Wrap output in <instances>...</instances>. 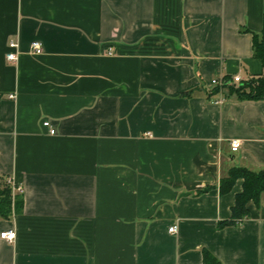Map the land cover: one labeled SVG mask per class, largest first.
I'll list each match as a JSON object with an SVG mask.
<instances>
[{"label": "crops", "instance_id": "0c3cea01", "mask_svg": "<svg viewBox=\"0 0 264 264\" xmlns=\"http://www.w3.org/2000/svg\"><path fill=\"white\" fill-rule=\"evenodd\" d=\"M263 30L264 0H0V180L23 197L0 264H264V195L219 225L243 189L221 179L264 168V100L211 85L263 72Z\"/></svg>", "mask_w": 264, "mask_h": 264}, {"label": "trees", "instance_id": "16d2710c", "mask_svg": "<svg viewBox=\"0 0 264 264\" xmlns=\"http://www.w3.org/2000/svg\"><path fill=\"white\" fill-rule=\"evenodd\" d=\"M253 46L254 56L261 60L263 72L238 84L226 85L227 92L230 95H236L240 100H264V30L261 33L254 32ZM219 89L218 86L215 87V91ZM239 179H243V189L236 196L231 217L221 220L220 227L241 224L249 215V203L254 201L260 204L264 195V168L255 171L246 166L232 167L221 179V192L231 191ZM22 208V194H13L11 186L0 180V217H9L12 212L22 211ZM201 264H222V262L211 251L204 250Z\"/></svg>", "mask_w": 264, "mask_h": 264}, {"label": "built area", "instance_id": "2783aa9c", "mask_svg": "<svg viewBox=\"0 0 264 264\" xmlns=\"http://www.w3.org/2000/svg\"><path fill=\"white\" fill-rule=\"evenodd\" d=\"M10 47L15 49V51H11L7 54V59L12 61V62H17L18 58H19V47H18V43L16 41H11L10 42ZM31 51L35 54H40L43 52L44 50V47H43V44L42 42L38 41V40H34L31 42ZM241 81H243V79L237 75V76H234L232 79H228V78H215L212 80L211 82V85L213 86H218L220 89L222 88H225L226 85H229V84H238L240 83ZM14 95H12L13 97ZM224 101V98H221V99H218L217 102H223ZM44 125L47 126L49 128V132L51 134H55L56 133V129L52 126L51 122L48 120V121H45L44 122ZM231 149L232 151L236 152L239 150V148L241 147V140L240 139H232L231 140ZM9 184L11 185V188H12V191H13V194H16V193H21L22 192V187L21 186H17L15 184V182H13V179L9 180ZM174 229H176V226H172L170 228V231H173ZM16 230L15 229H10L8 231H4L1 233V237L3 238H6L10 241L14 240L16 238Z\"/></svg>", "mask_w": 264, "mask_h": 264}]
</instances>
